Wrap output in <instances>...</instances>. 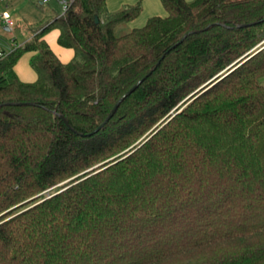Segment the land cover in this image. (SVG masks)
<instances>
[{
    "label": "trees",
    "instance_id": "trees-1",
    "mask_svg": "<svg viewBox=\"0 0 264 264\" xmlns=\"http://www.w3.org/2000/svg\"><path fill=\"white\" fill-rule=\"evenodd\" d=\"M160 2L116 36L140 2L73 0L0 56V264H264V0Z\"/></svg>",
    "mask_w": 264,
    "mask_h": 264
},
{
    "label": "rangeland",
    "instance_id": "rangeland-1",
    "mask_svg": "<svg viewBox=\"0 0 264 264\" xmlns=\"http://www.w3.org/2000/svg\"><path fill=\"white\" fill-rule=\"evenodd\" d=\"M156 1L158 2V0ZM40 2L41 0H4L0 3V10H6L14 21V25L8 27V30H6L5 25L0 20V48L4 50L3 52L7 53L11 50L13 40L16 43H20L25 39L24 36L21 35V31H26L28 34V26L30 24H34L42 18H49L60 13V7L55 1L52 0L49 3ZM120 2L129 1L120 0ZM132 28L133 27H131L128 22L121 23L114 28V34L116 36L122 35ZM53 31V29H50L47 34H53ZM50 44H52V42ZM54 44L56 45L55 41ZM259 83L264 86V76L259 78ZM53 190L54 188H51L44 191L42 194L45 196L52 193Z\"/></svg>",
    "mask_w": 264,
    "mask_h": 264
},
{
    "label": "crops",
    "instance_id": "crops-1",
    "mask_svg": "<svg viewBox=\"0 0 264 264\" xmlns=\"http://www.w3.org/2000/svg\"><path fill=\"white\" fill-rule=\"evenodd\" d=\"M128 1L129 2H120V0H105V4H106V9L108 12H115L120 9V5L122 7L124 5H133V4H136L137 2H140L141 3L140 14L136 18L130 21H127L129 25H131V27L133 28H138V27L143 26L146 20L151 16H160V15L165 16L166 15V11L163 8L160 0H158V2L156 0H128ZM0 11L2 12L4 11V9ZM5 29L8 30V27L5 26ZM28 30H29V27H28ZM53 30H54L53 34L48 35L46 33L44 34L43 38L48 43L52 51L56 54V56L62 62H67L73 56V50L71 48H65V47L60 46L56 41L58 30L57 29H53ZM21 33H22L21 35L24 36L25 39L20 43H16L13 40L11 49L23 43L25 40H27L31 36L30 31L28 32V34L26 31L25 32L21 31ZM50 41L52 42V44H50L51 43ZM54 41L57 46L54 44ZM0 51H4V50L0 48ZM32 54L33 52L23 53L14 65L15 73L17 74L18 78L23 82H32L36 79V73L34 72V70L31 68L29 64V60Z\"/></svg>",
    "mask_w": 264,
    "mask_h": 264
},
{
    "label": "built area",
    "instance_id": "built-area-1",
    "mask_svg": "<svg viewBox=\"0 0 264 264\" xmlns=\"http://www.w3.org/2000/svg\"><path fill=\"white\" fill-rule=\"evenodd\" d=\"M4 0H0V3L3 2ZM52 0H41V3H49ZM55 1L59 7H60V13H63L70 5V3L73 0H53ZM0 20L1 22L6 26V27H12L14 25V21L10 17L9 13L4 10L0 13ZM5 52L0 51V56H3Z\"/></svg>",
    "mask_w": 264,
    "mask_h": 264
},
{
    "label": "water",
    "instance_id": "water-1",
    "mask_svg": "<svg viewBox=\"0 0 264 264\" xmlns=\"http://www.w3.org/2000/svg\"><path fill=\"white\" fill-rule=\"evenodd\" d=\"M95 21H97V18L95 17ZM256 52V51H255ZM254 53V52H253ZM139 83V82H138ZM138 83H136L135 85H133L131 88H129L117 101H116V103L114 104V106L112 107V109L110 110V112H109V114H108V116L106 117V120L112 115V113L114 112V110L116 109V107L118 106V104H119V102L127 95V94H129L135 87H136V85L138 84ZM206 84V83H205ZM204 84V85H205ZM204 85H202V86H204ZM201 86V87H202ZM200 87V88H201ZM60 116V118L62 119V121L68 126V123H67V121H66V119L62 116V115H59ZM102 125V124H101ZM101 125H99L95 130H93L92 132H95L97 129H99L100 128V126Z\"/></svg>",
    "mask_w": 264,
    "mask_h": 264
}]
</instances>
